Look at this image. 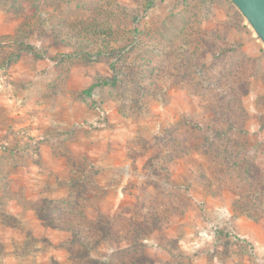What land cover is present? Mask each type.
Listing matches in <instances>:
<instances>
[{
	"label": "rangeland",
	"instance_id": "obj_1",
	"mask_svg": "<svg viewBox=\"0 0 264 264\" xmlns=\"http://www.w3.org/2000/svg\"><path fill=\"white\" fill-rule=\"evenodd\" d=\"M0 264H264V42L231 0H0Z\"/></svg>",
	"mask_w": 264,
	"mask_h": 264
},
{
	"label": "water",
	"instance_id": "obj_2",
	"mask_svg": "<svg viewBox=\"0 0 264 264\" xmlns=\"http://www.w3.org/2000/svg\"><path fill=\"white\" fill-rule=\"evenodd\" d=\"M264 42V0H231Z\"/></svg>",
	"mask_w": 264,
	"mask_h": 264
},
{
	"label": "trees",
	"instance_id": "obj_3",
	"mask_svg": "<svg viewBox=\"0 0 264 264\" xmlns=\"http://www.w3.org/2000/svg\"><path fill=\"white\" fill-rule=\"evenodd\" d=\"M97 84H98V83H97ZM95 85H96V84H93V85L89 88V90H91Z\"/></svg>",
	"mask_w": 264,
	"mask_h": 264
}]
</instances>
